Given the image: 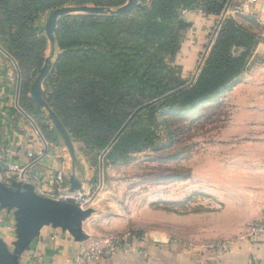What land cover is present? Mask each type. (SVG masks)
Here are the masks:
<instances>
[{"label": "rangeland", "instance_id": "obj_1", "mask_svg": "<svg viewBox=\"0 0 264 264\" xmlns=\"http://www.w3.org/2000/svg\"><path fill=\"white\" fill-rule=\"evenodd\" d=\"M55 9L36 24L47 41L46 59L52 51L46 25ZM79 15L89 14L71 16ZM221 15H211L206 37L193 25L179 29L177 51L161 58L168 74L184 86H192L200 76L220 35ZM240 23L260 29L252 20ZM261 40L252 48L237 83L218 96L196 108L169 105L153 118L143 115L135 128L153 134L142 150L113 162L106 157L109 148L100 154L75 142V165L80 178L88 179L81 194L89 200L85 209L93 210L83 225L89 239L127 237V245L147 240L184 257L253 240L255 227L264 222V137L252 128L253 115L264 109V89L259 88L264 82L252 77L257 64L253 55ZM20 83L18 65L0 43V102L5 103L7 96L12 111L26 116L19 106ZM45 111V124L54 128ZM15 225L14 220L13 241L6 242L11 250Z\"/></svg>", "mask_w": 264, "mask_h": 264}, {"label": "trees", "instance_id": "obj_2", "mask_svg": "<svg viewBox=\"0 0 264 264\" xmlns=\"http://www.w3.org/2000/svg\"><path fill=\"white\" fill-rule=\"evenodd\" d=\"M127 1L0 0V43L19 68L20 109L48 139L57 142L62 137L45 124L44 109L30 95L33 79L48 59L47 41L38 33L37 22L62 6L117 9ZM231 2L138 0L123 14L62 17L54 33L55 60L44 82V98L73 142L100 154L109 148L108 161L125 159L150 144L153 132L135 128L143 115L153 118L157 110L169 105L196 108L235 85L258 37L234 19L223 21L192 86L168 74L161 62L164 54L177 51V31L190 26L181 19L184 10L220 15Z\"/></svg>", "mask_w": 264, "mask_h": 264}, {"label": "crops", "instance_id": "obj_3", "mask_svg": "<svg viewBox=\"0 0 264 264\" xmlns=\"http://www.w3.org/2000/svg\"><path fill=\"white\" fill-rule=\"evenodd\" d=\"M246 3L247 0H232L223 11L220 21L234 18L240 23L248 19L260 26V29L253 31L258 38L262 39V43L256 47L253 55V60L257 64L253 67L252 77L256 78L257 82L263 83L264 0H259V3L250 5L248 10L243 11L242 7ZM181 19L191 27L193 25V28L198 29L205 37L212 27L211 16L201 11L184 10ZM259 88L264 89V85H259ZM4 99L5 103L0 102L3 106L0 108V165L2 167L0 181L5 179L8 166L14 165L26 170L25 179L16 181L22 184L32 185L31 178L35 174L46 182L61 173L68 180V184L70 176L75 174L82 183V190L86 188L85 181L88 179L84 181L80 178L78 168L73 163L64 140L59 136L57 142L48 139L37 122L35 123L31 117L24 116L20 112L12 111L9 105L10 99L8 100L7 96ZM252 120L254 134L264 137V109L259 110L257 115H253ZM50 129L53 128L50 127ZM73 144L76 150L75 142ZM29 154H32L33 158H30ZM14 220L11 212L0 208V239L5 242H8L7 239H14L10 236ZM256 240H239L225 249H210L198 255L185 257L173 253L171 249L163 245L151 244L147 240H134L130 245H126L124 251H119L94 264H264V242ZM261 240H264V237ZM80 244L59 228L45 227L40 236L33 241L29 250L22 255L21 263L72 264L73 256Z\"/></svg>", "mask_w": 264, "mask_h": 264}, {"label": "water", "instance_id": "obj_4", "mask_svg": "<svg viewBox=\"0 0 264 264\" xmlns=\"http://www.w3.org/2000/svg\"><path fill=\"white\" fill-rule=\"evenodd\" d=\"M137 1L128 0L126 5L116 10L92 6L62 7L55 9L47 21L46 33L51 42L52 51L40 74L31 85L30 95L39 107L48 112V117L64 140L73 163L76 162L73 141L59 117L49 107L44 98V82L50 73L51 60L55 54L54 33L57 24L62 17L73 14L115 15L127 13L136 6ZM1 173L2 167L0 165V175ZM69 186L71 194L78 195L81 193L82 183L75 174L70 176ZM0 208L9 212L13 211L16 222V240L13 242V250L9 248L4 240L0 239V264H22V255L29 250L33 241L40 236L45 227L59 228L67 232L77 243L89 240V236L84 232L83 225L92 215L93 210L82 208L76 198L72 196L61 200L49 199L37 195L34 186L31 184L14 181L11 186H7L0 181Z\"/></svg>", "mask_w": 264, "mask_h": 264}, {"label": "built area", "instance_id": "obj_5", "mask_svg": "<svg viewBox=\"0 0 264 264\" xmlns=\"http://www.w3.org/2000/svg\"><path fill=\"white\" fill-rule=\"evenodd\" d=\"M259 3V0H247V3L242 7L243 11L248 10L249 6ZM264 7V6H263ZM33 158L32 154H29ZM26 177V170L20 169L17 166H8L6 177L2 182L7 186H11L14 181H23ZM43 180L38 175H33L31 183L34 186L37 195L42 197H51L54 199H66L74 197L82 208L89 204L87 197L81 193L78 195L70 193V186L66 182L65 177L59 173L52 180L42 182ZM253 239L261 240L264 237V222L259 223L253 232ZM127 245V237H106L104 239H89L80 244L73 256L72 264H94L95 262L109 258L113 254L124 251ZM228 246V245H227ZM227 246L218 247L217 249H225Z\"/></svg>", "mask_w": 264, "mask_h": 264}]
</instances>
